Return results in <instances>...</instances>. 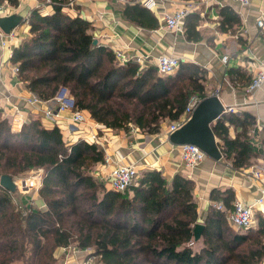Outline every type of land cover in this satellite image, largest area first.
Segmentation results:
<instances>
[{"label":"trees","instance_id":"1","mask_svg":"<svg viewBox=\"0 0 264 264\" xmlns=\"http://www.w3.org/2000/svg\"><path fill=\"white\" fill-rule=\"evenodd\" d=\"M7 1L17 5L19 0ZM42 1L53 11H30L29 36L11 56L18 77L39 99L51 100L66 87L75 108L96 122L116 130L133 124L157 133L163 123L184 114L191 98L207 96L201 66L182 61L175 73L162 75L156 66L122 63L109 46L94 45L93 22L68 13L69 0ZM122 1L124 19L144 28L159 26L158 16L142 0ZM232 17L225 14V21ZM199 21L194 13L186 17L188 40L201 39ZM2 113L0 176L14 178L43 168L39 196L45 208L19 207L13 192L0 185V264H57L58 249L73 243L81 250L91 248L101 264L264 263V212L256 214L255 227H232L227 216L233 188L211 191V200L223 208L210 205L195 241L199 213L193 179L181 173L168 179L160 170H144L129 189L116 191L94 174L95 165L104 161L98 143L71 142L59 124L49 125L39 116L14 131ZM231 125L237 129L234 136ZM212 129L222 158L233 168L250 167L257 157L264 160V125L259 127L249 112H226Z\"/></svg>","mask_w":264,"mask_h":264},{"label":"crops","instance_id":"2","mask_svg":"<svg viewBox=\"0 0 264 264\" xmlns=\"http://www.w3.org/2000/svg\"><path fill=\"white\" fill-rule=\"evenodd\" d=\"M152 8L159 18L157 28H144L122 17V0H74V4L65 10L72 16L81 15L93 22L94 34L98 41L113 50L120 49L126 56H144L142 69L155 66L157 58L163 53L177 55L181 62H192L206 72L205 86L207 96L216 94L224 106L236 105L237 113L249 112L259 127L264 125V85L253 94L246 92L255 72L264 66V31H260L256 18L264 13V0H251L244 6L235 0H201L192 12L200 18L197 29L201 34L198 41L188 40L184 31H169L163 27V15L173 12L187 0H155ZM38 8L43 13L53 11V6L42 0H19L17 5L7 0L0 1V17L18 13L24 17ZM225 14L230 21H225ZM18 37L10 44L0 43V104L2 115L9 120L18 108L24 119L39 116L43 121L44 110L55 108L57 102L51 99L42 103L31 102L33 93L26 88L13 68L17 66L11 56L13 49L29 36V24L24 20L15 28ZM230 56L228 65L221 57ZM1 109V108H0ZM88 115V114H87ZM70 111H65L58 118L57 124L71 142L88 139L96 133L103 145L104 161L94 167V174L99 179L104 177L118 164L136 165L138 172L160 170L168 179L181 173L195 182L194 195L198 202V222L204 218L211 204L217 201L210 198L215 188L225 190L231 187L235 199L251 203L259 195L258 182L250 175V168H264V160L257 157L253 165L235 169L224 158L214 160L210 157L198 167H186L179 153L178 144L157 133H148L136 126L128 130L112 129L96 122L89 115L85 123L73 124ZM173 122V121H171ZM169 122V123H171ZM168 123V124H169ZM168 124L163 123L162 128ZM161 130V129H160ZM237 129L231 125L230 133L234 136ZM264 180V174L262 176ZM39 196V193H38ZM234 199V200H235ZM37 205H44L43 199H34ZM264 212V205H259L256 213ZM58 256L63 264H82L89 251L71 248L63 251L60 247ZM93 253V252H92ZM94 264H101L96 256ZM264 264V263H263Z\"/></svg>","mask_w":264,"mask_h":264},{"label":"built area","instance_id":"3","mask_svg":"<svg viewBox=\"0 0 264 264\" xmlns=\"http://www.w3.org/2000/svg\"><path fill=\"white\" fill-rule=\"evenodd\" d=\"M236 2L247 6L250 4L251 0H235ZM201 0H187L183 3L182 6L175 9L173 12L164 13L163 19V27L169 31L183 32L184 31V22L186 17L192 13L200 4ZM74 4V0H69L68 8L72 7ZM142 4L147 8L152 9L156 1L155 0H142ZM29 15L25 16V21L28 23ZM256 24L260 31H264V13H261L256 18ZM18 34L15 31V28L12 29L9 33L5 32L0 26V43L2 45L10 44ZM118 60L122 63H125L129 60H133L137 63H141L144 56H126L120 49L114 50ZM230 60V56L228 54H224L221 57V61L224 65H228ZM181 59L172 53H163L158 56L155 66L158 69V72L162 75L173 74L180 67ZM14 73H18L19 67L15 66L13 68ZM264 85V66L260 67L252 77L250 84L246 87V92L248 94H253L255 91L263 87ZM55 101L57 105L55 108L47 107L44 110V118L45 122L49 125H53L57 123L58 118L65 111H70L71 120L73 124H81L85 123L88 115L80 110L75 108V100L74 97L69 93L66 87H62L60 91L55 96ZM31 102L42 103L45 102L39 99L36 95H33V98L30 100ZM201 101L198 98H191L188 103L184 114L176 121L169 123L165 128H161L160 134L165 138L169 139L170 135L176 131L181 125L186 123L190 118L192 112L194 111L197 104ZM3 105L0 104V108L2 109ZM225 112H237L236 105L225 106ZM27 120L23 118L20 110L16 108V112L13 117L10 119L11 127L14 131H18L22 128L23 124L26 123ZM88 139L103 145L102 141L98 137L96 133L88 135ZM179 153L182 161L185 163L186 167L190 169H194L200 166L206 158H208L207 154L196 144L192 143H184L179 144ZM38 169V168H35ZM250 175L258 182V190L259 195L253 197L251 203H247L242 199H235L233 201V209L229 212L227 218L229 224L238 230H246L256 226V209L259 205H264V180L262 178L264 174V168L260 166H253L249 171ZM45 176V171L43 168H39L38 171L32 176L14 179L17 190L22 193H29L30 191L39 192V189L43 185V179ZM139 176L138 169L136 165H123L118 164L111 170L105 177L104 182L106 185L119 192H124L129 189ZM35 198L31 197V204L35 203ZM36 204V203H35ZM216 205L219 208H223L222 202H217ZM39 209L45 208L44 205H37ZM26 213V211H24ZM71 248H77L76 244L73 243L69 246H63V251H67ZM86 251H89L90 254L84 259L82 264H94L96 255L92 254V249L87 248Z\"/></svg>","mask_w":264,"mask_h":264},{"label":"water","instance_id":"4","mask_svg":"<svg viewBox=\"0 0 264 264\" xmlns=\"http://www.w3.org/2000/svg\"><path fill=\"white\" fill-rule=\"evenodd\" d=\"M25 17L18 13L0 17L1 28L9 33L12 29L19 26ZM98 39L93 40L94 45L98 44ZM225 112V106L216 94L206 96L197 104L190 118L186 123L174 131L169 139L174 144L192 143L199 146L208 157L214 160H221L223 155L216 139L212 124L217 121ZM0 185L9 189L11 192L17 191L14 178L8 174L0 176ZM205 228L203 222H197L194 227V240L201 238Z\"/></svg>","mask_w":264,"mask_h":264},{"label":"rangeland","instance_id":"5","mask_svg":"<svg viewBox=\"0 0 264 264\" xmlns=\"http://www.w3.org/2000/svg\"><path fill=\"white\" fill-rule=\"evenodd\" d=\"M165 123L168 124L169 122H165ZM132 126H135V125L132 124ZM38 169L34 168V169H32V170H30V171H28L26 173L16 175L14 177V179H19V178H25V177L32 176L33 174H35L38 171ZM38 193H36L35 191H30L29 193H22L19 190H17L15 192H13L14 202H15L16 205H18L19 207L22 206L23 208L27 207V205H29L31 207H37V204H35V203L31 204V200H29V198L34 197L35 199H37V197H40V196H38ZM57 257H58L57 264H63L62 257L58 256V255H57ZM12 264H24V262L22 260H18V261L13 262Z\"/></svg>","mask_w":264,"mask_h":264}]
</instances>
